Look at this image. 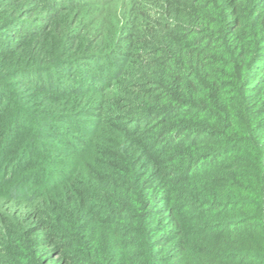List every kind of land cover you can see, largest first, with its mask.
I'll return each mask as SVG.
<instances>
[{
    "label": "trees",
    "instance_id": "16d2710c",
    "mask_svg": "<svg viewBox=\"0 0 264 264\" xmlns=\"http://www.w3.org/2000/svg\"><path fill=\"white\" fill-rule=\"evenodd\" d=\"M0 264H264V0H0Z\"/></svg>",
    "mask_w": 264,
    "mask_h": 264
}]
</instances>
